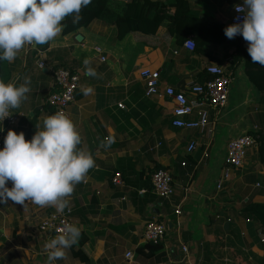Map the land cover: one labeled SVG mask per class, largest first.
Segmentation results:
<instances>
[{"label": "crops", "instance_id": "0c3cea01", "mask_svg": "<svg viewBox=\"0 0 264 264\" xmlns=\"http://www.w3.org/2000/svg\"><path fill=\"white\" fill-rule=\"evenodd\" d=\"M132 1L113 3L119 7ZM163 2L166 14L172 15L171 1ZM187 2L189 9L222 26H228L233 7L243 4V0ZM185 40L172 36L164 25L152 36L130 33L119 40L114 26L95 20L86 28L63 31L49 44L25 47L12 63L5 61V83L18 86L27 76L32 91L20 108L11 109L15 126L0 122V131L4 135L9 129L23 131L26 140H31L36 124L42 126L43 119L54 114L45 104L53 91V72L64 68L79 75L75 100L67 111L82 136L80 147L93 154L95 167L76 186L66 209L72 223L82 228L70 250L74 264H264V164L258 157V141L244 165L231 170L229 180L216 189L227 142L243 134H264V91L249 81L240 62L228 67L232 71L228 99L211 140L172 126L173 104L163 90L186 92L213 63L199 51L182 48ZM243 43L248 47L244 39ZM85 58L101 78L84 74ZM143 70L159 72L161 94L145 95ZM86 86L93 88L87 96L82 91ZM107 136L114 137V143L100 147ZM191 142L197 147L188 153ZM3 146L4 142L0 149ZM158 169L172 175L174 194L169 200L151 191V174ZM117 172L124 186L111 183ZM176 207L180 215L174 213ZM58 214L52 207L42 209L30 202L24 207L10 200L0 203V264H46L45 244L51 237L41 234L38 226ZM152 220L167 228L157 246L142 238L145 224ZM127 252L132 259L125 258Z\"/></svg>", "mask_w": 264, "mask_h": 264}, {"label": "clouds", "instance_id": "9594fccd", "mask_svg": "<svg viewBox=\"0 0 264 264\" xmlns=\"http://www.w3.org/2000/svg\"><path fill=\"white\" fill-rule=\"evenodd\" d=\"M92 0H0V61L14 62L26 46L53 42L64 31L62 23L68 17L73 24L82 19L81 12ZM236 11L243 19L228 25L224 34L228 39L242 35L248 43L247 52L252 63L264 66V0H243ZM85 75L99 79L101 74L91 60H83ZM17 81L20 77L16 78ZM32 91L31 78L23 82H8L0 78V122L12 115L28 100ZM89 95L93 88L83 87ZM2 130V129H0ZM114 137L107 136L100 147L107 148ZM82 145V136L73 119L63 110L47 115L31 140L23 131L9 129L0 149V203L9 200L25 206L28 202L39 208L52 207L63 214L69 207L77 185L85 182L95 167V159ZM9 182L11 187L8 186ZM82 228L64 223L58 234L45 244L46 264H74L70 250L77 244Z\"/></svg>", "mask_w": 264, "mask_h": 264}, {"label": "built area", "instance_id": "2783aa9c", "mask_svg": "<svg viewBox=\"0 0 264 264\" xmlns=\"http://www.w3.org/2000/svg\"><path fill=\"white\" fill-rule=\"evenodd\" d=\"M237 4L233 7L232 16L228 25L237 22V18L243 19V14L236 11ZM235 38L243 39L242 35ZM28 47V46H26ZM182 48L188 52L195 49L194 41L191 38L182 43ZM99 54V50H95ZM177 55V52H173ZM104 61V57H100ZM39 68L45 66L39 61ZM230 60H226L222 65L210 63L205 66V73L209 78L203 82H192L188 85L187 91H175L172 87H166L162 94L169 98L173 104L171 125L177 128L196 131L200 136H205L211 140L214 128L219 120L221 110L225 107L229 94V87L232 81V71L228 68ZM141 77L145 85V95L151 97L160 93V75L158 71L143 70ZM53 91L50 92L45 104L53 110V113L63 110L68 114L69 105L75 100V95L79 87V75L67 69L59 68L53 72ZM120 109L124 106L118 105ZM12 113V111H11ZM17 118L13 115L5 118L2 124L8 128L15 126ZM6 135L0 131V147ZM257 138L250 134H243L227 142L226 157L222 174L216 183V189L220 190L223 184L229 180L230 171L239 169L244 165L248 152L257 144ZM196 143L191 142L187 148L188 153L196 150ZM184 165V164H183ZM114 186H124L121 173H114L111 178ZM151 191L162 200L171 199L174 194L173 178L171 173L165 169H158L151 174ZM176 215L181 214L179 207L174 210ZM71 211L66 210L63 214H58L45 218L38 226L41 234L54 238L58 234V229L64 223H72ZM166 225L159 221H148L143 229V242L148 245L157 246L163 242L166 236ZM186 253V247H182ZM126 259H132V253L125 254Z\"/></svg>", "mask_w": 264, "mask_h": 264}, {"label": "trees", "instance_id": "16d2710c", "mask_svg": "<svg viewBox=\"0 0 264 264\" xmlns=\"http://www.w3.org/2000/svg\"><path fill=\"white\" fill-rule=\"evenodd\" d=\"M170 1L169 6L174 8L172 15L166 14L167 7L163 0H133L119 7L114 5L113 0H92L91 4L82 10V19L78 24H73L71 17L63 21L66 25L64 32L86 28L98 20L114 26L116 38L122 40L130 33L152 36L164 25L177 39L191 38L195 44L194 51L210 57L217 65L230 60L229 68H234L243 62L249 81L260 91H264V66L252 63L247 47L243 45V39H228L224 34L227 26L209 21L195 10L189 9L187 0ZM0 72V78L6 81L3 75L5 61H0ZM208 78L205 73L198 82ZM252 136L258 139V157L264 164V134Z\"/></svg>", "mask_w": 264, "mask_h": 264}, {"label": "water", "instance_id": "95a60500", "mask_svg": "<svg viewBox=\"0 0 264 264\" xmlns=\"http://www.w3.org/2000/svg\"><path fill=\"white\" fill-rule=\"evenodd\" d=\"M75 39H76V41H80L81 40V36L77 35Z\"/></svg>", "mask_w": 264, "mask_h": 264}]
</instances>
